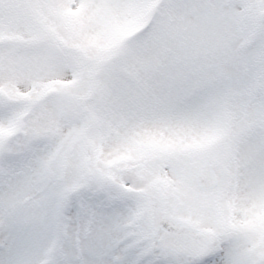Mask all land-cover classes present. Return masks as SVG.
Returning <instances> with one entry per match:
<instances>
[{
	"label": "snow or ice",
	"instance_id": "6c2138e0",
	"mask_svg": "<svg viewBox=\"0 0 264 264\" xmlns=\"http://www.w3.org/2000/svg\"><path fill=\"white\" fill-rule=\"evenodd\" d=\"M0 264H264V0H0Z\"/></svg>",
	"mask_w": 264,
	"mask_h": 264
}]
</instances>
